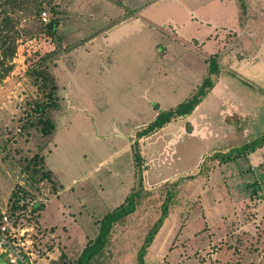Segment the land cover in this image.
Returning <instances> with one entry per match:
<instances>
[{"label":"rangeland","instance_id":"1","mask_svg":"<svg viewBox=\"0 0 264 264\" xmlns=\"http://www.w3.org/2000/svg\"><path fill=\"white\" fill-rule=\"evenodd\" d=\"M3 1L0 211L13 194L26 206L13 217L34 264H77L127 196L135 211L90 264H138L164 204L144 264H264V145L214 159L264 137V0ZM116 25L127 26L117 42H96ZM214 55L192 113L138 136L154 105L197 94ZM250 70L262 77L244 79Z\"/></svg>","mask_w":264,"mask_h":264},{"label":"trees","instance_id":"2","mask_svg":"<svg viewBox=\"0 0 264 264\" xmlns=\"http://www.w3.org/2000/svg\"><path fill=\"white\" fill-rule=\"evenodd\" d=\"M3 6H18L21 4V2L17 0H5L1 3ZM35 13L37 15H40L43 11L40 5H37L35 7ZM52 15L55 13L54 11L51 12ZM6 19V18H5ZM3 19L2 24L7 26L8 21ZM57 21L54 18H51L48 23L45 24V34L47 36L53 37V31L56 28ZM55 54V53H54ZM52 54V55H54ZM50 55V56H52ZM47 57V56H46ZM216 55L211 56L208 60V76L204 77V81L200 84L199 89L197 90V94L193 95L190 98H187L184 102L178 104L176 107L167 109V110H160L157 105H154V109L157 111L156 116L154 117L153 121H151L143 131L138 133V136H147L149 133L153 132L156 129H159L163 127L165 124L169 123L172 118L179 117V116H188L192 113V111L195 109V107L202 101V99L206 96V93L208 92L207 89L212 88L213 82L210 78L213 74L218 73V67L215 63ZM40 59V58H39ZM44 57L41 58L39 61V67L40 64L43 62ZM36 69V68H35ZM5 75L1 78H4ZM36 111L40 113V115H43L46 105L42 104L40 106H36ZM46 124L48 125V129L53 130V125L50 124L49 121H46ZM263 138V139H262ZM261 142L258 140L253 141V143L250 145L249 143L244 144L242 147L235 148L231 150L228 154H215V158H219L222 162H227V160H232L236 157H239L245 149H247L249 146L250 148H253L255 145H264V137H262ZM44 177H48L47 174L43 175ZM13 201L10 206V214L11 216H14L16 213L15 211H21L26 208L24 205H19V201L14 194L12 195ZM43 208L42 204H34L32 206V211L36 212ZM166 210H167V204H164L162 207V214L159 220L154 224L153 228L145 235V238L143 240V244L141 245L138 254H137V262L138 264H144L143 262V256L145 254V250L150 246L151 242L153 241L155 233L158 231L163 219L166 216ZM135 211V204H134V197L133 196H127L125 198V201L123 204L118 206L115 210H113L110 213L105 214V216L101 219L100 225H99V233L98 236L94 239L89 241L85 248L83 249L81 255L78 258L77 264H90L92 263L93 259L100 254V252L105 247L106 243L108 242V235L115 223L118 221L124 219L125 217L129 216ZM19 216V214H18ZM17 216V217H18ZM5 256H2L0 258V264H8L5 260Z\"/></svg>","mask_w":264,"mask_h":264},{"label":"built area","instance_id":"3","mask_svg":"<svg viewBox=\"0 0 264 264\" xmlns=\"http://www.w3.org/2000/svg\"><path fill=\"white\" fill-rule=\"evenodd\" d=\"M42 15L46 16L45 13ZM45 20L47 19L45 18ZM14 228L16 229L14 217L6 210L0 211V255L5 256L8 264H34L36 258L39 259L37 254L33 252L35 241L31 240L32 246L26 248V242L21 240L25 229L19 231L17 228L16 231ZM15 231L18 232L19 238L15 235Z\"/></svg>","mask_w":264,"mask_h":264},{"label":"crops","instance_id":"4","mask_svg":"<svg viewBox=\"0 0 264 264\" xmlns=\"http://www.w3.org/2000/svg\"><path fill=\"white\" fill-rule=\"evenodd\" d=\"M127 26H125V25H116V26H114V27H112V28H110V29H108V31H106L105 33H104V35H103V37L102 38H99V40H96V42H99V43H101L102 41L107 45V43H110V42H117L118 41V38L120 39V37L123 35V34H125L126 32H127V30L125 29ZM110 39V40H109ZM172 43H174V42H172ZM172 43H170V45L168 46V47H170L171 45H172ZM203 46V45H202ZM201 46V47H202ZM168 49H170V48H168ZM260 50H262V51H264V49H260ZM262 54V52H259L257 55H261ZM259 72V73H258ZM258 73V74H257ZM262 71H253V70H250L249 71V74H247L248 76H249V78H248V76L247 75H245V74H241L242 76H246L244 79H246V80H249V81H252V82H254L255 80H257V79H259V78H261L262 77ZM264 77V76H263ZM221 82H223V80L222 81H220L217 85H216V87L217 86H219V85H221ZM261 86H263V85H261ZM216 87H213L214 89L212 90V92H214L215 91V89H216ZM224 87H225V85H224ZM223 87V88H224ZM259 87V86H258ZM260 88V90L261 91H263L261 88H264V87H259ZM227 90V89H226ZM208 96H210V94H208ZM206 100V99H205ZM200 107V106H199ZM199 109V108H198ZM245 114H246V112H245ZM249 116V115H248ZM264 136V135H263ZM43 260H44V258H42ZM42 260V261H43Z\"/></svg>","mask_w":264,"mask_h":264}]
</instances>
